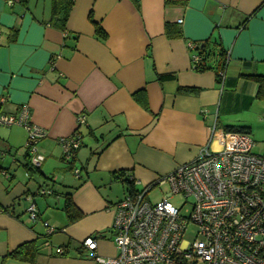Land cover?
I'll return each mask as SVG.
<instances>
[{"label": "crops", "instance_id": "obj_1", "mask_svg": "<svg viewBox=\"0 0 264 264\" xmlns=\"http://www.w3.org/2000/svg\"><path fill=\"white\" fill-rule=\"evenodd\" d=\"M50 17L51 0H0V114L27 105L32 124L47 134L38 145L42 176L30 177L26 130L0 126V264H95L82 244L91 236L98 256L116 257L111 207L126 194L113 175L123 172L145 188L201 150H220L211 128L217 137L225 126L251 129L240 116L257 101L258 85L244 77L264 76V0H75L65 31ZM167 24L181 36L167 37ZM205 42L211 69L198 72L189 44ZM222 49L229 60L220 83ZM168 74L175 79L159 81ZM139 93L146 110L134 98ZM74 133L82 140L72 166L81 171L78 189L59 145ZM116 184L121 197L112 193ZM68 193L83 214L73 224L63 212ZM31 243L33 262L8 257Z\"/></svg>", "mask_w": 264, "mask_h": 264}, {"label": "built area", "instance_id": "obj_2", "mask_svg": "<svg viewBox=\"0 0 264 264\" xmlns=\"http://www.w3.org/2000/svg\"><path fill=\"white\" fill-rule=\"evenodd\" d=\"M9 5L18 0H7ZM198 44L190 43L194 52ZM194 63L200 58L193 55ZM221 82L225 72H220ZM0 99V105L4 103ZM78 126L86 124L84 116L77 119ZM0 126L21 127L28 134L26 149L32 167L40 169L44 157L38 152L39 143L46 132L33 125L27 105L15 114H0ZM212 139L220 150L205 148L197 158L177 167L171 174L159 178L142 191L127 193L111 208L114 218L112 240L117 249L114 258L96 254L98 238L91 236L83 247L91 252L95 264H264V155L253 153L250 135L225 133ZM63 161L75 160L82 145L78 133L59 139ZM77 179L79 169L72 170ZM169 185L170 193L152 203L147 196L155 186ZM40 195L50 194L41 189ZM182 196L180 208L170 199ZM189 200H192L189 203ZM190 210L182 213L184 206ZM32 221L38 218L35 204L27 209ZM48 228L49 235L54 229ZM192 230L193 240L186 235ZM63 254L62 249H58Z\"/></svg>", "mask_w": 264, "mask_h": 264}, {"label": "trees", "instance_id": "obj_3", "mask_svg": "<svg viewBox=\"0 0 264 264\" xmlns=\"http://www.w3.org/2000/svg\"><path fill=\"white\" fill-rule=\"evenodd\" d=\"M29 0H18V3L22 6H26L28 4ZM75 4V0H51V17H50V24L54 26L55 28H58L62 31H65L66 24L69 19V16L71 14V11L73 9V6ZM93 22V21H92ZM94 23V22H93ZM95 26V32L97 36L103 40L107 38V34L102 29V27L99 24L94 23ZM165 32L167 37L169 38H178L181 36L180 31L173 25L167 24L165 27ZM12 40H14L15 35H12ZM198 56L200 58V61L198 63H195V70L198 72H205L209 69H211L210 66L207 64L208 58L211 56V51L209 44L207 42L201 44L197 47ZM220 57H222V67L220 70L217 71L216 76L220 83V72L226 71V66L228 63V53L225 52L223 49L220 51L219 54ZM246 80L254 82L258 85V92L256 95V100L263 101L264 102V76L261 75H251L244 77ZM158 79L160 82H169L173 81L175 79L174 75L168 74V75H159ZM179 92L182 93H193V90L188 89H179ZM135 100L146 110L147 104L143 98L142 94H135L134 96ZM223 131L225 133H233V134H245L250 135L251 129L249 127H233V126H225L223 127ZM73 162L68 163L70 165L69 170H73ZM24 170L27 172V174L31 177L34 174H42L40 173V169H36L32 167L30 163V157L28 154L25 155V164H24ZM113 178L115 180H121L122 184L125 188V194L131 193L135 188V180L131 176H127L125 173L120 172L118 174H114ZM64 207L63 212L65 213V216L67 218L68 224H73L77 221H79L81 218H83V214L81 211L75 206L73 200H72V194L68 193L64 195ZM36 247L33 243L31 244H25L19 247L18 249L11 252L8 257L26 261V262H33L34 257L36 255Z\"/></svg>", "mask_w": 264, "mask_h": 264}, {"label": "rangeland", "instance_id": "obj_4", "mask_svg": "<svg viewBox=\"0 0 264 264\" xmlns=\"http://www.w3.org/2000/svg\"><path fill=\"white\" fill-rule=\"evenodd\" d=\"M242 122L248 124L252 131L250 134L251 140L254 142V148L253 153L261 156L264 155V102L263 101H256L252 108L245 112L242 116H240ZM28 138V137H27ZM9 158V157H8ZM69 171L68 174L70 175L69 179L72 180V183L78 184L75 187H72L74 189H78L81 185V181L74 177L73 174H71ZM37 177V174L34 175ZM112 193H117L116 196L121 197L122 195V185L116 184L113 186ZM136 190L142 191L144 187L142 186H136ZM170 193V187L169 185H162V186H155L152 191L147 196V200L151 201L152 203H156L160 201L163 196ZM117 200V199H116ZM170 202L177 208H180L184 205V198L182 196H173L170 199ZM192 200H189V203H191ZM190 210V206L186 205L183 208V214L187 213ZM66 219V218H65ZM193 228L190 230V233L186 235V239L192 241L193 240Z\"/></svg>", "mask_w": 264, "mask_h": 264}]
</instances>
